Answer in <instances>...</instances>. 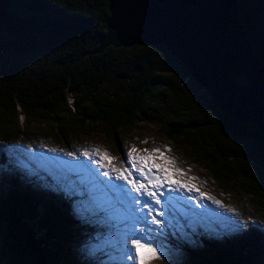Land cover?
I'll use <instances>...</instances> for the list:
<instances>
[{
	"label": "trees",
	"instance_id": "obj_1",
	"mask_svg": "<svg viewBox=\"0 0 264 264\" xmlns=\"http://www.w3.org/2000/svg\"><path fill=\"white\" fill-rule=\"evenodd\" d=\"M237 5L264 63V0ZM109 19L107 0H0L1 162L6 151L26 155L19 140L45 126L64 140L101 131L119 145L141 123L163 124L159 108L172 98L169 139L216 181L239 183L264 205L263 130L221 109L166 46L99 51ZM32 181L11 165L0 185V264H95L75 258L70 244L97 219L84 221L75 200L39 184L33 190ZM182 248L195 264H264L257 234L229 245L201 233Z\"/></svg>",
	"mask_w": 264,
	"mask_h": 264
},
{
	"label": "rangeland",
	"instance_id": "obj_2",
	"mask_svg": "<svg viewBox=\"0 0 264 264\" xmlns=\"http://www.w3.org/2000/svg\"><path fill=\"white\" fill-rule=\"evenodd\" d=\"M174 110L173 99H167L158 112L163 124L141 123L120 140L119 145L101 131L64 140L51 132L50 126H45L19 140L18 144L26 155L19 156L6 151L8 163L3 164V143L0 139V185L13 165L33 180L29 183L31 189L39 190V184L42 190H58L63 197L75 200L73 210L79 217L84 221L87 217H93L97 221L93 225L94 231L82 230L80 236L69 244L76 248L75 258H88L95 264H139L138 259L119 258L121 235L133 225V215L142 221L134 225L136 230L153 238L156 242L153 246L160 253L159 258L149 260L147 264H195L194 258L182 246L185 241L195 245L201 233L215 244L226 242L234 245L254 234L264 240V205L259 198L243 192L239 183L226 186L216 181L205 167L190 160L183 149L169 139L164 124L171 121ZM133 145L140 150L141 155H147L144 149L160 148L166 157L176 161L175 165L167 166L172 170L173 179L199 191H172L176 185L165 184L152 189L160 198L159 204L146 192L131 191L130 185L128 191L136 197L135 202L118 196L111 191L110 185L124 182L115 180L114 174L104 177L102 173L108 169L96 163L100 157L92 150L96 147L106 150L116 157L113 164L120 168L127 165L131 169L127 152ZM165 147L170 148L171 152L165 151ZM85 149L89 150L91 159L84 155ZM68 152H74L75 155L68 156ZM157 163H163V160L157 159ZM176 167L182 169L184 174L176 173ZM133 174L138 180H144L134 170ZM97 177L104 183L97 186ZM190 177L197 179L192 180ZM144 182L147 183L146 180ZM202 194L220 203H214V200ZM76 196L80 198L76 199Z\"/></svg>",
	"mask_w": 264,
	"mask_h": 264
},
{
	"label": "water",
	"instance_id": "obj_3",
	"mask_svg": "<svg viewBox=\"0 0 264 264\" xmlns=\"http://www.w3.org/2000/svg\"><path fill=\"white\" fill-rule=\"evenodd\" d=\"M107 1L108 33L99 51L166 46L221 109L264 132V63L238 20L237 0Z\"/></svg>",
	"mask_w": 264,
	"mask_h": 264
},
{
	"label": "snow or ice",
	"instance_id": "obj_4",
	"mask_svg": "<svg viewBox=\"0 0 264 264\" xmlns=\"http://www.w3.org/2000/svg\"><path fill=\"white\" fill-rule=\"evenodd\" d=\"M23 119V117H21ZM147 143V141H145ZM51 151H57L56 149H51ZM147 155H141L140 150L137 149L134 145L131 147L130 151L127 152L128 163L131 165V169L125 165L124 168H120L113 164V161L116 160V157L112 156L106 150H102L99 147H96L92 152L100 157V160H97L96 163L102 168L108 169L104 171L102 175L108 177L114 174V179L118 181H123L124 183L116 185L111 184V191L115 192L118 196L122 195L130 202H135L136 197L132 196L128 191V186H131V191L135 193L146 192L147 196L154 199L156 204L160 203V198L156 191L152 189H158L163 187L165 184L176 185L172 191H178L179 189H187V191H199L198 188H194L189 184L182 183L178 179H173L172 170L167 167L168 165H175L176 161L174 158L166 157L164 152L160 148L154 149H144L143 150ZM165 151L171 152L170 148L165 147ZM68 156H74V152H68ZM84 155L88 156L91 159V155L88 149L84 150ZM157 159L163 160V163H157ZM156 170L155 172L153 170ZM139 173L140 176L144 177V180H138L133 174ZM176 173L184 174L183 170L176 167ZM190 179L195 180L197 177H190ZM147 181L145 183L144 181ZM97 186L103 184L104 182L96 178ZM107 195V193H105ZM207 196V194H202ZM208 199L214 200L213 197L207 196ZM214 203H220L215 201ZM234 211V210H233ZM146 219V218H145ZM142 222L141 219L133 215V225L127 227L121 235V247L120 259L121 260H134L138 259L139 264H147V261L152 259H157L160 256V253L157 252V247L153 246L156 242L153 238L145 235L143 231H137L135 228L136 223Z\"/></svg>",
	"mask_w": 264,
	"mask_h": 264
}]
</instances>
